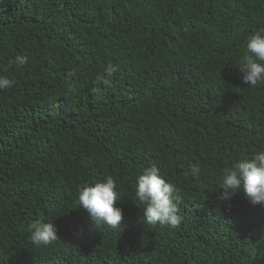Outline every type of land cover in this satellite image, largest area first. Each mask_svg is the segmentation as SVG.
Wrapping results in <instances>:
<instances>
[{
	"label": "trees",
	"instance_id": "16d2710c",
	"mask_svg": "<svg viewBox=\"0 0 264 264\" xmlns=\"http://www.w3.org/2000/svg\"><path fill=\"white\" fill-rule=\"evenodd\" d=\"M261 28L264 0H0L15 81L0 91V264H264V207L217 200L223 170L264 151V84L238 70ZM152 164L180 189L175 227L144 223L135 181ZM107 176L123 219L97 231L77 189ZM36 220L59 239L35 248Z\"/></svg>",
	"mask_w": 264,
	"mask_h": 264
},
{
	"label": "clouds",
	"instance_id": "9594fccd",
	"mask_svg": "<svg viewBox=\"0 0 264 264\" xmlns=\"http://www.w3.org/2000/svg\"><path fill=\"white\" fill-rule=\"evenodd\" d=\"M26 63L27 57L22 55H16L8 61L10 67L23 66ZM117 70L115 65L109 63L103 73L96 77V83L111 87V78ZM238 70L247 87L264 84V28L258 29L248 37ZM76 75V69L66 73L68 78H74ZM14 85L13 79L0 74V91L10 89ZM197 173L198 169L192 168L190 172H185V176H195ZM218 185L220 194L217 200L221 204L229 202L243 192L250 205L264 207V151L225 168L219 177ZM116 189L117 185L112 176H107L102 182L93 185L83 184L77 189L75 203L86 213L90 226L94 225L97 231L108 228L121 230L123 210L115 206L119 199ZM134 191L136 200L143 205L144 223L161 227H175L180 224V189L166 182L156 164L143 169L137 176ZM29 228L30 242L37 249L48 247L59 239L52 222L36 220Z\"/></svg>",
	"mask_w": 264,
	"mask_h": 264
}]
</instances>
